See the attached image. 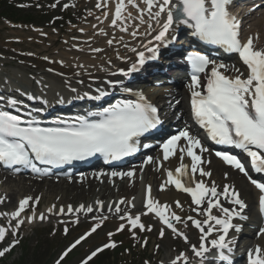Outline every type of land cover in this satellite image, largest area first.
Returning <instances> with one entry per match:
<instances>
[{
  "label": "snow or ice",
  "instance_id": "obj_1",
  "mask_svg": "<svg viewBox=\"0 0 264 264\" xmlns=\"http://www.w3.org/2000/svg\"><path fill=\"white\" fill-rule=\"evenodd\" d=\"M232 3L233 0H175V2L173 0H143V7H141L139 0H116L111 25L118 27L121 32L129 33L132 38L151 36L144 48L145 51L152 53L151 56H146L145 51H138L137 47L124 43V38L121 36L119 42L128 51L134 53L137 59L127 70L119 68L118 72L127 77L136 72L138 66L144 65L150 59H155V53L161 43H171L175 39L176 28L181 25L193 29L192 34L201 40L221 45L228 51L237 53L239 60L246 68V75L240 68L234 66L231 71L235 74L228 75L226 74L229 71L227 65L217 63L199 52L187 57L192 66L191 82L188 84L191 114L198 124L207 130L213 141L243 150L250 158L254 171L264 174V48L255 46L254 40L257 37L249 36L246 41L241 40V22L230 11ZM63 7L68 8L69 5L64 4ZM96 7L108 8V3L101 0ZM130 7L137 10L135 17L132 16ZM104 18H109V11L104 12ZM129 19L138 20L139 24L129 25L127 23ZM142 25H147L143 32L139 30ZM130 27L131 31H129ZM79 30L84 31L83 28ZM170 31L173 34L171 38ZM152 33L156 34L152 35ZM42 34L47 35V33ZM99 34L108 35L104 28L99 29ZM114 39L115 37L107 40V44L112 45ZM153 41L157 43L153 45ZM92 51L101 52L102 49L94 48ZM28 55H33V53H28ZM44 59L49 58L45 56ZM117 59L130 60L131 58L121 56L117 51ZM60 63L64 62L60 61ZM108 63L111 64V60ZM102 70L109 71L108 68ZM201 75L206 77L203 85ZM109 83L121 82L109 81ZM72 91L75 92L76 89ZM122 91L133 94L136 99L120 100L104 108L100 113L90 114L98 115L99 119L89 120L86 116H77L71 120L57 118L54 122L55 126L52 127L41 126V122L33 116L32 111L27 112L28 118L25 119L22 114L0 109V162L8 167L20 165L38 174L48 175L51 167L42 170L38 164L58 167L71 164L73 161L85 160L97 154L112 161L138 152L140 137L161 123L159 109L142 90L134 91L130 87H123ZM97 92L98 95L90 98L99 100L109 95L102 89H97ZM84 95L88 96V93ZM76 98L83 99L84 97L77 96ZM29 99L34 100L37 97L29 96ZM0 100H4V97H0ZM59 102L64 101L61 99ZM6 103L20 111L22 101L10 97ZM44 103L47 104V101ZM45 110L41 108L36 111ZM160 148L162 155L160 157L148 156L144 160V165L154 164L157 170L165 171L166 179L160 185V190L165 191L172 187L187 194L191 200L188 212L197 213L201 218L187 213L180 215L173 210L171 204L161 203L152 196V186L149 184L146 186L143 202L146 211L133 215L127 207H121L125 205L135 208V197L131 200L121 198L118 202L107 205L108 212L114 211L119 219L124 221L119 224L116 233L128 230L132 239L141 247L146 248L149 243L148 238L142 237L140 233L151 232L153 227L146 226L142 222V216L153 214L162 224L158 236L163 239L166 230H169L175 239L182 240L188 245L192 253V256H189L188 251H180L169 261V264H193V258H195V264H206L210 262V259L218 261L219 264H234L233 257L237 245L235 233L241 232L242 229L241 225L233 221L236 218L248 219L244 215L248 204L242 198L241 192L234 184L220 185L214 179L207 181L204 179L211 178L213 175L212 171L206 168V165L211 164V160L205 156L210 149L205 147L201 139L193 135L187 127L166 139ZM215 156L242 173L258 190V211L264 214V177L253 178L241 159L228 151H216ZM173 157L179 159V166L174 169H165L164 162ZM186 157L190 158L189 163L184 162ZM16 170L19 171L18 168ZM96 175L134 179L136 170L100 172ZM228 176L229 173L225 172V179ZM83 178L82 175L81 180ZM39 201L40 197L26 196L19 200L15 211L0 213V217H8V226H0V243H3L10 233L12 235L11 242L0 248V258H4L20 244L19 231L26 222H43L49 219V215L72 214L75 216L73 222L79 224L80 214L87 216L94 211L103 213L105 209L104 201L96 200L95 209L92 204L82 203L75 208L72 205H68L67 208L60 206L59 209L53 204L46 212L37 213L35 205ZM222 201H226L229 206H225ZM3 202L4 199L0 198V203ZM174 203L175 208L183 213L184 205L181 201L176 200ZM214 209L217 210L216 213ZM26 211H30V214L24 215ZM92 219L95 223L90 231L67 247L55 264H62V261L77 245L101 228L108 216L94 215ZM60 222L64 223V221ZM189 223L200 233L198 245L193 244L187 232L183 230L188 228ZM68 231V227L65 226V234ZM116 233L109 232L107 234L109 241L92 251L86 259L82 260L81 264H89L93 258L105 250L116 249L117 242L112 239ZM230 233L233 234L230 236ZM258 236L264 237V227L259 228ZM154 247L158 251L160 245L157 244ZM213 252L214 257H210ZM246 255L247 264H264V246L261 244L249 248ZM144 264H151V262L145 261ZM160 264L164 262L160 261Z\"/></svg>",
  "mask_w": 264,
  "mask_h": 264
},
{
  "label": "bare ground",
  "instance_id": "obj_2",
  "mask_svg": "<svg viewBox=\"0 0 264 264\" xmlns=\"http://www.w3.org/2000/svg\"><path fill=\"white\" fill-rule=\"evenodd\" d=\"M83 1H85V0H78V2H83ZM90 1L94 4L98 3L97 0H90ZM104 1L105 2L109 1L108 8H103L104 12L109 11V18L105 19L104 18V12H103L101 19H100L101 23L98 25L101 26L100 28H104V30L108 33V35L107 36L100 35L99 34L100 28L95 32V35L94 34L90 35L91 40L97 39L98 42H97V44L94 42H91L92 44L90 45L89 55L77 54L79 57H74V54H73L74 52L71 49H69L70 53L68 56L64 54L65 51H64V53L60 52L61 55L56 53L57 55L55 54V57L59 56V58L65 59L68 63H63V64H61L62 67H59L58 65H60V64H58L57 59H55V61L52 60L51 64H47L45 66H42L40 69H38L36 71L38 73H28L25 71L24 77H30L32 79L39 80L43 84L48 83L54 89V92H58L59 94H62L64 91H67V90L63 87L61 88L57 84L58 81L55 78V76H52L51 74L47 73L48 68L56 71L58 73V75L64 74V78L68 79L69 83L75 82V80L77 78H80L82 80V82L85 83L90 79L95 80L99 76H102L105 73H108V72L114 73L115 70L117 71L119 68H125L126 69L128 67L127 66L128 63L130 64L134 60H136V55L134 53L128 51V49L124 48L123 44L119 42L120 37L123 36V38H124L123 42L124 43H127L132 47H137L138 51H141L144 48V45L147 44V41L149 39H151V36H148V37L138 36L136 38H132L129 35V33L121 32L118 27H113L111 25V18H112V15L114 14V7H115L116 0H104ZM173 2H175V0H173ZM139 3L141 5V7H143V0H139ZM86 5H89V4H86ZM253 5H255V4H253ZM260 8H264V7L261 6ZM244 9L248 13L251 12L250 8H244ZM129 10L131 11L133 17H135L137 15V10L135 8L130 7ZM260 11L263 12V10H260ZM243 13H244V10H243ZM125 15H127V13H125ZM262 21L263 20L260 17H257L256 19H254V22H251V26L254 29L260 28V24L263 23ZM127 23L129 25L139 24L137 22V20H134V19H129L127 21ZM89 27H90V25H86L83 27V29L88 30ZM146 28H147V25H142L139 30L141 32H143V31H145ZM131 30H132V28L130 27L129 31H131ZM254 31H256V30H254ZM258 32H260V31H258ZM155 34L156 33H152V35H155ZM111 35H114V37H115V39L113 41V43H116L115 47L113 46L114 44H112V45L107 44V40L111 39ZM253 37H256V36L253 35ZM261 41H262V38H261V35H259L254 40V43L258 47H261V45L258 44ZM96 45H98V46L102 45L103 46L102 47L103 49L101 52H99V53L94 52L93 53L91 51L93 48H95ZM117 51H119V54L121 56L130 57L131 59L128 60L127 62H126V60L117 59ZM109 60H111V62H112L111 64L108 63ZM49 61H48V63H50ZM0 67H7V65L4 62H0ZM11 68H13V67H11ZM59 68H60V70H59ZM103 68H108L109 71H103L102 70ZM19 72H21L20 66H18V68L13 69L12 75H14V76H15V74L20 75ZM10 88H11V84L8 83L6 85V87L2 88V91H3L2 93L4 94L6 91L11 90ZM36 89H39V88H36ZM40 92H41V94H40L41 96L46 94L45 91H40ZM12 94H14V96L17 100L25 99L24 97L20 96L19 95L20 93L16 90ZM36 97L38 100L41 99V97L38 95ZM79 104L80 103H78L77 105H79ZM161 155L162 154H156L154 156L160 157ZM205 156L208 158L210 157L207 153H205ZM210 160H211V164L206 165V168L211 170L213 175L211 178H207V179L208 180L214 179L217 183H221V184L231 183V184H234L237 188H239L242 196L249 203L248 208H249V210H251L250 220L252 221V223L250 225L259 224V223H256V217H257L256 206H254L255 201H257V199H258V192L254 191L252 189V187L247 184V182L244 180L243 177L239 176L236 172L231 171L230 169L223 167V165L221 164L220 161L213 159V158ZM184 162L189 163L190 159L188 160L187 158H185ZM179 163H180L179 159L177 157H173L169 161H165L164 166H165V169H173L174 167L179 166ZM155 168H156L155 165H154V167L151 165H148L147 169H146V171H148V172L152 171V172L156 173V174L153 173L155 175V179L153 181H152L151 176H149L147 174H146L147 175L146 177L144 174L143 179L134 178V179L124 180L121 183V187H120L121 194L115 193V190L111 189L104 180L102 182L103 184H100L99 182H96V179L86 180V181L83 180L82 182L75 180L72 183L71 182L68 183L67 180H63L60 183H54L53 181H49L48 179H46L41 184L35 183L34 185H32L31 188H30V186L25 187L26 186L25 183H23L21 181L13 180L8 175L0 176V180L2 181L3 184L7 183V184H4L3 186H4V190L7 194L6 197L8 196V198H7L8 200H6V201H8L10 203L6 204L5 206L12 205L13 201L18 203L19 202L18 200L22 197L21 195H26L23 191H19V189L16 190V187H21L22 190H27V189H29L30 191L35 190L38 193H40V191H42V190H47V193L48 192H50V193L58 192L60 194H63L66 198H68L70 200L68 202L69 203L68 205H72L74 208L78 207L80 204L83 203V204H92L94 209H95L96 205L94 202L96 200L104 201L105 206H106L112 199H114V202H118L121 198H131L133 196L135 198H137L135 196L136 194L142 196L143 188H144L145 184H150V185H152V190H153L152 196L155 199L159 200L161 203L163 201L164 203L171 204L173 206V210L177 211V213L180 215H185V213L195 215V213H189L188 212V206L190 205V202L183 194L174 192L172 190V188H168L165 191L160 190V185L163 183V175H164L165 171L157 170V168L156 169ZM225 172L229 173V176L227 179H225V177H224ZM5 177H6V179H5ZM158 177H159L160 181H158L159 180ZM204 179H206V178H204ZM32 180H34V179H32ZM30 184L31 183H29V185ZM7 187L9 188V190H11V192L7 193ZM11 187H14V188H11ZM117 188H119V185H117ZM32 193L33 192H29L28 193L29 195L27 194L26 196H32ZM13 195H15V196H13ZM9 197H10V199H9ZM0 198H3L2 194H0ZM41 198H45V192H43ZM62 198H64V197H62V196L59 197L60 200ZM161 199H162V201H161ZM176 200H180L181 203L184 205V212L183 213L180 212L179 209L175 208L174 202ZM135 202L137 203V201H135ZM137 206L139 208H142L141 203L138 204ZM121 207L124 208V205H122ZM197 218H201V217L197 216ZM250 225L248 226L246 224V226H245L246 229H250L249 228ZM258 229H259V227H258ZM213 235H215V234H213ZM256 243H259L262 246H264V237H259V239L258 238L254 239L253 244H256ZM167 254H165L162 261H164L166 264H169V262L168 263L166 262L167 260H169V256H166ZM173 257L174 256L171 254V258H173Z\"/></svg>",
  "mask_w": 264,
  "mask_h": 264
},
{
  "label": "rangeland",
  "instance_id": "obj_3",
  "mask_svg": "<svg viewBox=\"0 0 264 264\" xmlns=\"http://www.w3.org/2000/svg\"><path fill=\"white\" fill-rule=\"evenodd\" d=\"M26 2H28V3L33 2V6H37L39 8H47L48 6L57 5L56 6L57 8L55 9V10H57V12H54L55 16L53 17L55 19H57L58 17H61V19H63L64 17H67L70 14H73L72 19L65 22L66 26H65L64 32H60V30L62 28H57L56 23H51L49 25V20H47V17H45V19L38 20V21H40L41 24L45 22L42 25L41 24L37 25V28H39V27L41 28V30L39 32H36L37 30H34L33 29L34 27H31L27 24L18 23V22L13 23L12 21L9 22V20H1L0 19V56L5 57V58L8 57L10 60L17 61L19 63H22V61H25V59H28L30 61H33V62H28V63L34 65V67L46 65L48 61L44 59L45 56L52 59V58H54L56 53L60 54V52L64 53V51H65L64 54L68 56L70 53L69 49L70 48L72 49L74 46H77V45H72L73 44L72 42L74 40L71 41L70 39H72V38L75 39V35L80 34L78 32L79 26H81L84 23L92 21L93 18H96L94 11L96 12L97 9H94V5L92 3H89V5H87V6L84 5L83 7H78V6L73 7L71 5H74V3H73L74 1L69 0L68 2L70 3L71 7H69L66 10L67 12H64L62 14V8H63L62 7V4H63L62 1H60L61 2L60 4L57 3V0H53V1L52 0L51 1L50 0H26ZM31 10L33 12H36L35 7L31 8ZM39 10H42V9H39ZM89 13H91L90 17H89ZM96 13H99V16H100V14L102 12H96ZM62 16H63V18H62ZM46 23H48L47 26H45ZM71 29H74L72 32L74 35H72V33H70ZM42 33H47V35H43ZM66 36L68 37L70 42L64 41ZM85 36L86 35H83L80 38L79 43H81V44L83 43ZM258 44L261 45V42H259ZM80 50H82V49H80V47H79V51ZM28 53H33V55H28ZM57 57H59V56H57ZM14 64H17V63H14ZM25 68H27L29 70L33 69V68L28 67V66H26ZM21 182L24 183V181H22V180H21ZM31 182H28V183H31ZM5 184H7V183H5ZM25 184H26V182H25ZM28 185L29 184H26L25 187H28ZM32 185H34V184L31 183L29 186H32ZM18 188H20L19 191L22 190L21 187H18ZM7 191L11 192V190H9L8 187H7ZM22 191L24 193L26 192V195H27V192L28 193L33 192L32 193L33 197L36 194H41V193L43 194V192H45V198H43V200H44L43 205H49V203L54 202V204L58 203L59 206L65 207L69 204L68 202L70 201L63 194H60L58 192H55V193L48 192L47 193V190H42V191H40V193H38L35 190L30 191L29 189L22 190ZM57 193H58V195H57ZM13 196H15V195H13ZM60 196H62L64 198H62L60 200L59 199ZM9 199H10V197H9ZM14 206L15 205H13L12 207H14ZM0 211L2 213H4V209H2L1 206H0ZM5 213H7V212H5ZM6 219H7L6 222L8 223V217H6ZM54 223L55 222H53L51 220V221H47V222H43V223H37L34 226L26 227L23 230V234L26 236L28 235V237L26 239V241L28 242L27 243L28 252L25 254L22 247H20V248L17 247L16 249L13 250L12 253L7 255L4 260L0 261V264H9V263L18 261L21 258V256H23V255L26 257V258H24L25 264H37V260L35 261V259H37V256H40V258L38 259L39 260L38 264H51L52 260H54L57 257L60 249H62L69 241H71L73 238L75 239L86 228L89 227V226H86L83 228L78 227L76 229H73V228L71 229L70 227H68V229L69 228L71 229V233L66 235L67 239H63L62 236L65 234L63 231L65 226H60V225L53 226ZM110 224H111V222H109L105 225H110ZM115 224H113L112 226L118 227V225H115ZM146 224L151 225L153 227L154 231L156 232L157 236H158V232H159L160 228L153 222V220H150V219L146 220ZM107 228H109V227H107ZM112 228H114V227H112ZM184 231L187 232L192 243H198L199 242L198 238H199L200 233L197 230L189 227V228L184 229ZM142 234L143 233H140V235L142 237L148 238L147 235H142ZM118 237L119 236H116L115 240H119ZM123 237L132 238L128 230H125L123 232ZM108 238L109 237L107 236V233L105 232V228L99 230L90 240H88L83 245H81L77 250H75L70 255V257H68V259L65 258L66 260L64 259L65 261L63 264L76 263L78 260L83 258L82 256L85 253L87 254V252L89 250H92L96 245L103 243L104 241H107ZM148 241H149L148 246L145 249H141L139 251H136L140 248L139 244H137V243H136L137 245L135 246V249H133V250L131 249V247H130V251H124V248H122L120 250V252H122V253L117 256V259H120V260H114V261L110 260V261L106 262L105 264H108V263L114 264V262H116V261H123V262L124 261H133V260H137V261L141 260L142 261L143 260V259H141L142 256L143 257L145 256L147 258H149L151 256L155 257V258H157V264H160V261H162V258L167 253L168 254L166 256H169V260H167L166 262L168 263L172 259L171 258L172 253H173V255L179 253V250H177L173 246V244L174 245L178 244V246L181 245V250H184L186 248L188 249V245H186L182 240L175 239L172 236L170 231L166 232V236L163 239L159 238V236L156 238L151 236L148 239ZM36 243L38 244L37 246H36ZM157 244L160 245V248L158 251L155 250V247H154ZM1 246L2 245H0V248H1ZM125 248H128V247L125 246ZM53 249H54V253H52ZM188 251H190V250L188 249ZM190 254L192 255V253H190ZM90 264H94V262H91Z\"/></svg>",
  "mask_w": 264,
  "mask_h": 264
},
{
  "label": "trees",
  "instance_id": "obj_4",
  "mask_svg": "<svg viewBox=\"0 0 264 264\" xmlns=\"http://www.w3.org/2000/svg\"><path fill=\"white\" fill-rule=\"evenodd\" d=\"M12 15H15L13 12H11Z\"/></svg>",
  "mask_w": 264,
  "mask_h": 264
}]
</instances>
